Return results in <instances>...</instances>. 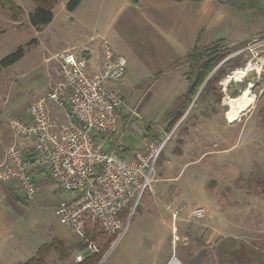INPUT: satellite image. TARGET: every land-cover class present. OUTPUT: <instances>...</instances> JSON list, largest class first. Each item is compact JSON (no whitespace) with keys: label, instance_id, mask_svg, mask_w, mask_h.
<instances>
[{"label":"rangeland","instance_id":"1","mask_svg":"<svg viewBox=\"0 0 264 264\" xmlns=\"http://www.w3.org/2000/svg\"><path fill=\"white\" fill-rule=\"evenodd\" d=\"M11 1L21 10L11 11L0 0V59L17 46L24 54L0 67V164L10 144L29 148L14 138L8 124L23 117L28 105L59 82V53L88 51L79 36L93 42L92 58L105 41L127 61L125 83L122 78L106 81L125 101L123 139L142 143L148 123L155 137L169 135L155 163V181L139 197L122 237L113 244V236L96 228L86 232L101 253L97 264H164L168 259L169 264H220L216 246L225 237L264 243V0H212L216 2L211 7L205 2L188 7L189 0L178 6L152 0L156 13L180 22L164 32L150 22L143 26L142 11L134 12L133 51L114 30L122 0H82L71 12L63 6L67 0H58L52 20L39 27L27 20L35 6L32 0ZM214 46L228 55L212 74L227 61L229 66L218 80L205 85L210 72L185 108L183 96H177L187 90L183 72L189 82L195 77L197 66L190 57L201 59ZM235 60L240 66L231 68ZM247 63L252 69L246 76L224 83ZM247 87L253 101L230 123L226 102ZM13 186L20 195L15 182ZM26 203L20 219L26 237L21 235L20 241L24 239L27 259L55 221L48 204ZM196 208L203 209V216L193 214ZM55 250L45 257L46 264H78L59 245ZM90 251L80 253L85 257ZM201 253L200 262H193Z\"/></svg>","mask_w":264,"mask_h":264},{"label":"built area","instance_id":"2","mask_svg":"<svg viewBox=\"0 0 264 264\" xmlns=\"http://www.w3.org/2000/svg\"><path fill=\"white\" fill-rule=\"evenodd\" d=\"M57 58L59 82L8 124L29 149L13 143L4 150L0 183L15 181L20 196L31 201L37 190L34 171H42L64 193L53 209L58 222L97 252L86 232L96 228L113 236V244L122 237L139 197L155 181V163L169 135L128 151L118 121L125 101L106 84L124 77L126 61L108 43L100 44L95 71L76 51L63 50ZM51 104L62 110L63 122L51 118ZM193 214L201 217L204 211L196 208Z\"/></svg>","mask_w":264,"mask_h":264},{"label":"crops","instance_id":"3","mask_svg":"<svg viewBox=\"0 0 264 264\" xmlns=\"http://www.w3.org/2000/svg\"><path fill=\"white\" fill-rule=\"evenodd\" d=\"M81 1H80V3H81ZM122 2H123V8L121 9L120 13L117 16L118 19L114 25V27H115L114 30H116V32L124 40L125 48H127L128 51H133V42H132L133 41V29H132L133 28V16L132 15L134 14V12H136L138 10L142 11V12H140L141 14H139V15L142 16V25L143 26H144V24H149V22H150V23H152V26L154 25V26H156V28H159L160 30H162L164 32L165 31L169 32V30L172 29L171 26L175 22H180V21L176 20V19H178L177 17L173 21L171 19H168L167 17L159 15L160 14L159 12L156 13L157 10H154L152 8V0H122ZM161 2H164L165 5H171V6H178L182 3L183 4L187 3V2L182 1V0H162ZM189 2L190 3H188V5H187L188 7H194L195 5L200 6L201 2H205L208 4L207 5L208 7L209 6L211 7L212 2H216V1H212V0H196V1L189 0ZM213 6H215V5H213ZM198 10L200 11L201 7H199ZM52 12H53V9H52ZM201 15H202V13H201ZM177 16H179V18H180V14H178ZM111 28H112V24H111ZM89 38L90 37H88V39H87V37H85L83 39L82 37L79 36L78 39H80L79 42H83L82 44H84V43L87 44L88 51L83 52L82 57L87 59L88 64H89V70L95 71L96 64L101 60L100 49H99V45H98V52H99L98 56H96V58H92L91 57L92 56V48H94V44ZM120 56H121V54H120ZM122 57H124V56H122ZM125 61H126V59H125ZM126 63H127V61H126ZM186 78L187 77L185 76V73L183 72V79L188 81V79H186ZM122 80H123L122 82L125 83V81L127 80L126 74L122 78ZM188 86H189V81H188ZM188 86H187V88H188ZM111 87H114V86H111ZM184 94L185 93L177 96V98H180ZM126 114L127 113H124L122 111V109L119 112L118 121H119V127L121 130L125 129V126H127V124L125 122H123L124 116ZM50 115H51V118L55 121V123H60V122L64 121V115H63L62 110H59V108L53 104H51ZM13 136H14V138L16 137L15 135H13ZM127 141L129 142L128 147L130 149L131 147H133L131 144L133 142L130 140H127ZM21 146L23 147V145H21ZM27 149H29V148H27ZM27 149L24 146L25 152H27ZM129 149H128V151H132V148L130 150ZM33 176L35 177V181L37 182V188H36L37 190H36V194H35L34 198L31 201H25L20 195H18L13 190V188L15 187V186H13L15 181H8V182L0 183V262L2 264H19V263L23 264L31 256H34V254L37 252V250L40 246H42L43 244L50 243L51 240L61 241L62 245H64V247H65V250H66L65 254H66L67 258L71 253L74 257H77V255H80L82 257V259H84V256L80 253V251L83 249H88V248L87 247L85 248L82 246V244L84 242L82 240H80L81 237L79 235H77L76 233H72V232L68 231V229L63 227L58 222V220H57V218L53 212L54 206L59 202L58 200L61 199V196L64 195V193H62L59 189L54 188L53 184L48 180L47 176H45V174L42 171H40L38 169L35 170ZM24 203H26V204L30 203V204H36V205H42V203L48 204L46 207L49 208V210L51 211L52 218L55 221V222H53L54 227L52 226L51 229H48L47 234H45L44 241L38 246L37 250L34 251L35 253H33L27 259H26V255H25L26 253L24 251V242H23L24 239H23V241H20L21 235H22V238L26 237V235H25L26 231H24L20 227V219L22 218V215H24V213H25V209H24V205H23ZM54 250L49 252L46 257L51 255V253H53ZM80 261H78V263ZM168 261H170V260L168 259L167 261H165L164 264H169ZM178 261H176L175 264H179ZM172 262L173 261H171V264H172ZM44 264H46V260H45Z\"/></svg>","mask_w":264,"mask_h":264},{"label":"trees","instance_id":"4","mask_svg":"<svg viewBox=\"0 0 264 264\" xmlns=\"http://www.w3.org/2000/svg\"><path fill=\"white\" fill-rule=\"evenodd\" d=\"M35 3L34 9L30 11L28 15L29 23L34 27H39L41 25L48 24L53 17V5H55L58 0H32ZM81 0H67L65 3V8L68 11H73ZM9 10H21L18 6H16L13 1L5 0ZM16 15V14H15ZM196 49V45L187 52V55L193 53ZM204 56L200 57H190L192 62L196 64V71L195 77L192 81L189 82V86L183 95V106L187 107V103L196 94V90H198L199 86L202 84L205 78H207L208 74L211 72L213 68L217 66L227 55L228 51L226 50H218V48L209 47L207 48L206 52H204ZM24 54V49L22 46H17V48L4 55L0 59V67H7L13 63H15L18 59H20ZM200 59V60H199ZM229 61H227L224 66L217 69V71L212 74V76L208 77L207 82L205 85H208L212 80H218L222 74L225 73V67ZM231 68L240 66L239 62L236 60L233 61ZM189 81V80H188ZM200 95V94H199ZM181 114V113H180ZM178 111L176 112V117L180 115ZM145 131L143 134V138H147L146 140L155 137V134H152V125L148 123L145 126ZM151 132V133H150ZM158 137V136H157ZM130 150V149H129ZM59 245L60 251L63 253L65 252V247L62 245L61 241L52 240L50 243L43 244L29 259H27L23 264H44L45 257L47 253L56 249ZM83 246L86 247V243H83ZM216 252L219 256V263L220 264H264V243L258 244L256 243H247L244 240H237L234 237H225L223 238L218 245L216 246ZM201 254L193 260L195 263L200 262ZM101 258V253L99 251L92 252L84 257L78 264H97L99 259ZM191 264V263H187Z\"/></svg>","mask_w":264,"mask_h":264},{"label":"bare ground","instance_id":"5","mask_svg":"<svg viewBox=\"0 0 264 264\" xmlns=\"http://www.w3.org/2000/svg\"><path fill=\"white\" fill-rule=\"evenodd\" d=\"M252 69L251 64L247 63L244 67L236 68L233 72L228 75L224 83L229 81V79L240 80L243 76H246L248 71ZM253 101V95L251 94L248 87L241 91V94L236 98H228L226 104H228V108L225 114V117L228 119L230 123L238 120L239 115L242 114Z\"/></svg>","mask_w":264,"mask_h":264},{"label":"water","instance_id":"6","mask_svg":"<svg viewBox=\"0 0 264 264\" xmlns=\"http://www.w3.org/2000/svg\"><path fill=\"white\" fill-rule=\"evenodd\" d=\"M223 62H224V61H223ZM223 62H222V63H223ZM220 64H221V63H220ZM220 64H219V65H220ZM219 65H218V66H219ZM218 66H217V67H218ZM214 70H215V69H214ZM214 70L210 73V75L214 72ZM235 80H236V79H235Z\"/></svg>","mask_w":264,"mask_h":264}]
</instances>
